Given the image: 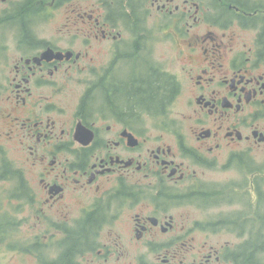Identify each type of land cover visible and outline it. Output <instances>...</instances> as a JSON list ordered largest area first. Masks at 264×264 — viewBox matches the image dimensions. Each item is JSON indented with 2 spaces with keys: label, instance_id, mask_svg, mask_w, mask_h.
Here are the masks:
<instances>
[{
  "label": "flooded vegetation",
  "instance_id": "flooded-vegetation-1",
  "mask_svg": "<svg viewBox=\"0 0 264 264\" xmlns=\"http://www.w3.org/2000/svg\"><path fill=\"white\" fill-rule=\"evenodd\" d=\"M1 158L28 264H264V0H0Z\"/></svg>",
  "mask_w": 264,
  "mask_h": 264
},
{
  "label": "rangeland",
  "instance_id": "rangeland-1",
  "mask_svg": "<svg viewBox=\"0 0 264 264\" xmlns=\"http://www.w3.org/2000/svg\"><path fill=\"white\" fill-rule=\"evenodd\" d=\"M61 18H62L61 15H57L56 19H61ZM175 51L176 50L171 48V46L169 48V45H167L166 43L163 42L161 44L160 53H161V61H162L161 63L163 68L177 67L176 62L173 61ZM174 112L175 114L178 115V113H180V110L178 108H174ZM16 159H17V155L14 153H11L8 159H5L11 162V164H9L8 167L10 173L12 174L11 177H13V179H16V176L18 178V175L20 174V168L18 167V164L15 162ZM5 160L4 158L0 159V161L2 162H4ZM0 175H2V173H0ZM4 188H6L7 191H9L8 189L10 187H6V185L3 182L2 183L0 182V193L2 197L3 195H5V193H2L4 191ZM13 254L17 256L16 260L13 258ZM26 260L27 259L25 257H22L18 253L15 254L13 251H10L5 246L3 247L0 246V264H28Z\"/></svg>",
  "mask_w": 264,
  "mask_h": 264
}]
</instances>
